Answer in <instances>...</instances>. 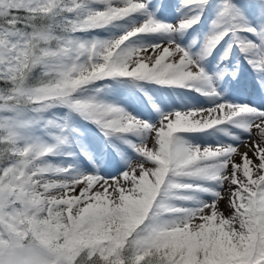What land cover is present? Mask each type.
Returning a JSON list of instances; mask_svg holds the SVG:
<instances>
[{"label": "snow or ice", "instance_id": "6c2138e0", "mask_svg": "<svg viewBox=\"0 0 264 264\" xmlns=\"http://www.w3.org/2000/svg\"><path fill=\"white\" fill-rule=\"evenodd\" d=\"M0 264H264V0H0Z\"/></svg>", "mask_w": 264, "mask_h": 264}]
</instances>
